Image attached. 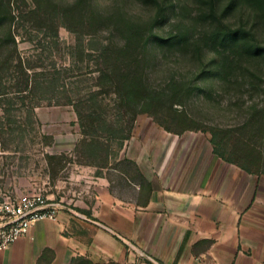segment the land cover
<instances>
[{"label":"rangeland","instance_id":"obj_1","mask_svg":"<svg viewBox=\"0 0 264 264\" xmlns=\"http://www.w3.org/2000/svg\"><path fill=\"white\" fill-rule=\"evenodd\" d=\"M151 125L264 185V0H0V200L85 216L104 178L143 182L120 135Z\"/></svg>","mask_w":264,"mask_h":264},{"label":"crops","instance_id":"obj_2","mask_svg":"<svg viewBox=\"0 0 264 264\" xmlns=\"http://www.w3.org/2000/svg\"><path fill=\"white\" fill-rule=\"evenodd\" d=\"M125 156L142 175L122 191L104 178L85 216L60 211L32 238L0 250V264H264L263 179L216 154L198 132L151 125Z\"/></svg>","mask_w":264,"mask_h":264},{"label":"built area","instance_id":"obj_3","mask_svg":"<svg viewBox=\"0 0 264 264\" xmlns=\"http://www.w3.org/2000/svg\"><path fill=\"white\" fill-rule=\"evenodd\" d=\"M62 209L41 193L6 196L0 200V250L21 237L32 238V227L39 221H59Z\"/></svg>","mask_w":264,"mask_h":264},{"label":"trees","instance_id":"obj_4","mask_svg":"<svg viewBox=\"0 0 264 264\" xmlns=\"http://www.w3.org/2000/svg\"><path fill=\"white\" fill-rule=\"evenodd\" d=\"M30 113L31 114H33V111H30ZM114 134L115 135H120V134H118L117 132H115L114 131ZM121 136V142H120V147L122 148L123 146H124V142L126 141V140H128L129 138H130V134H127L126 136H123V135H120ZM213 143V142H212ZM214 152L216 153V154H218L219 156H221V154H219L218 152H217V149L214 147ZM224 158V157H223ZM225 159V158H224ZM225 160H227V159H225ZM227 161H229V162H232V161H230V160H227ZM240 167H242L243 169H245V170H247V171H249V172H251L250 170H248V169H246L245 167H243V166H241V165H239Z\"/></svg>","mask_w":264,"mask_h":264}]
</instances>
